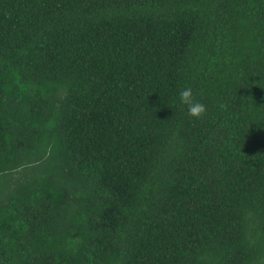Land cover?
<instances>
[{
    "label": "trees",
    "instance_id": "1",
    "mask_svg": "<svg viewBox=\"0 0 264 264\" xmlns=\"http://www.w3.org/2000/svg\"><path fill=\"white\" fill-rule=\"evenodd\" d=\"M0 264H264V0H0Z\"/></svg>",
    "mask_w": 264,
    "mask_h": 264
},
{
    "label": "clouds",
    "instance_id": "2",
    "mask_svg": "<svg viewBox=\"0 0 264 264\" xmlns=\"http://www.w3.org/2000/svg\"><path fill=\"white\" fill-rule=\"evenodd\" d=\"M179 103L186 106L187 115L190 117L200 119L207 112V106L195 98L191 87H185L180 90Z\"/></svg>",
    "mask_w": 264,
    "mask_h": 264
}]
</instances>
